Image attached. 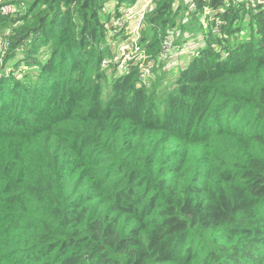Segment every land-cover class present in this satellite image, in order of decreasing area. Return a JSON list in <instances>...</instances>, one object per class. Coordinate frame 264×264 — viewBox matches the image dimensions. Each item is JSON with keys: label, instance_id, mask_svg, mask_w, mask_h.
<instances>
[{"label": "trees", "instance_id": "1", "mask_svg": "<svg viewBox=\"0 0 264 264\" xmlns=\"http://www.w3.org/2000/svg\"><path fill=\"white\" fill-rule=\"evenodd\" d=\"M144 2L0 0V264H264V0Z\"/></svg>", "mask_w": 264, "mask_h": 264}, {"label": "rangeland", "instance_id": "2", "mask_svg": "<svg viewBox=\"0 0 264 264\" xmlns=\"http://www.w3.org/2000/svg\"><path fill=\"white\" fill-rule=\"evenodd\" d=\"M113 3H109V8H112ZM155 6V0H145V2L141 5L139 4L136 8H127L123 10V15L125 22L128 23L127 25V31L131 35V38L128 39V42L121 43L118 40H115L112 44V50L117 53V55H127L129 56L133 50H138L137 48L133 49L134 41H140L141 39V29L145 25V19L146 15L143 16L142 11L145 8V13L152 10V8ZM147 12V13H148ZM134 15L132 17H129L131 14ZM128 19V22L126 21ZM204 19V16L202 17ZM179 28V27H178ZM189 29V30H188ZM9 33H12V29L10 28L8 23L0 21V44L3 42L5 38L9 35ZM201 29L199 28L198 24L195 23L194 25H190L189 28H187V31L184 34L179 35L177 38L178 40L181 39H189L188 43L185 45V48L182 50H178L175 48V45L172 43V46H170V49L166 52L164 51L163 56L157 61L153 62L152 64L155 65L157 68V72H161L163 69L167 71H171L169 77H173L177 74L179 67L183 66L182 64L185 62L184 59L187 55L190 54V51L193 47H197L201 43L199 40H201ZM176 39V41H177ZM199 42V43H198ZM139 44V43H138ZM6 50H0V55L4 54ZM145 55V54H143ZM146 58L140 59L142 62H144ZM159 61H164V66H158ZM121 69H124L121 68ZM150 70V69H149ZM148 69L145 71V78L148 79L150 76V72ZM153 75H156V73H152Z\"/></svg>", "mask_w": 264, "mask_h": 264}, {"label": "built area", "instance_id": "3", "mask_svg": "<svg viewBox=\"0 0 264 264\" xmlns=\"http://www.w3.org/2000/svg\"><path fill=\"white\" fill-rule=\"evenodd\" d=\"M142 13H143V16H144V14H145V8L143 9ZM133 15H134V13L131 14L129 17H132ZM117 23H118L119 26H122L125 23V19L124 18H121V19H119L117 21ZM9 36H10V34L0 44V50H6L9 47V45H10V38H9ZM134 43L135 44H133V46L138 49L139 48L138 47V41H134ZM170 46H172V41H170V40L169 41H166L165 44H164V51L166 52L167 50H169L170 49ZM123 67L124 66H122L121 68H123Z\"/></svg>", "mask_w": 264, "mask_h": 264}]
</instances>
